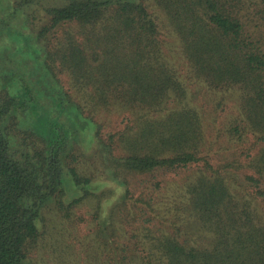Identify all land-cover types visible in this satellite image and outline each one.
I'll return each instance as SVG.
<instances>
[{
	"label": "trees",
	"instance_id": "obj_1",
	"mask_svg": "<svg viewBox=\"0 0 264 264\" xmlns=\"http://www.w3.org/2000/svg\"><path fill=\"white\" fill-rule=\"evenodd\" d=\"M40 1L0 0V36L40 45L55 83L56 69L67 73L73 95L51 101L56 108L66 101L73 112L53 113L68 119L63 130L42 114L47 107L25 81L19 95L0 87V264H32L46 207L67 208L58 202L64 175L80 192L68 207L89 197L108 201L98 194L105 183L65 167L67 133L87 123L96 128L93 158L122 187L118 202L130 199L122 173L155 177L158 189L161 172L174 180L192 173L163 206L146 193L131 199L125 219L135 221L141 243L119 264H264V0H58L43 8L46 21L32 35L16 30L30 29L28 11ZM162 30L178 40L170 50L182 66L166 60ZM192 82L237 94L232 124L215 129L226 140L225 161L213 150L205 114L187 101ZM111 114L122 116V128L101 138ZM41 122L49 125L45 135Z\"/></svg>",
	"mask_w": 264,
	"mask_h": 264
},
{
	"label": "rangeland",
	"instance_id": "obj_2",
	"mask_svg": "<svg viewBox=\"0 0 264 264\" xmlns=\"http://www.w3.org/2000/svg\"><path fill=\"white\" fill-rule=\"evenodd\" d=\"M59 5H61V2L58 0H41L28 11L30 14V24L28 25L30 29H22L17 26L16 30L22 31L24 35H32L46 21L43 8ZM153 11L157 16H160L161 20L164 18L163 13L159 10L153 9ZM16 24L17 21H14V26ZM160 40L166 60L172 65L182 66L181 63L183 62L178 51L176 49L170 50V48H175L179 44L174 34H171V30L168 32L162 30ZM34 44L32 40L27 44H19L0 36V87H5L12 94L19 95L21 91L19 89L22 88L25 81L33 93L37 94L36 97L40 99L38 104L47 107L42 109V114L47 113V117L51 122L57 123L59 128L66 130L68 119L65 115L57 120L53 113L60 111L62 108L66 113H72L73 106L63 101L61 107L56 108L57 106L51 99L52 97L61 99L64 91L73 95V90L68 83L69 77L66 72L60 73L56 69L54 73L59 84L48 79L44 65V53L39 52L40 45H37L39 50H36L33 47ZM203 86L192 82L189 85L190 94L187 101L196 107L199 112L205 114L210 142L214 144L213 150L221 151L219 157L221 156L220 159L225 161L229 158L228 152L224 150L226 140L224 138L216 139L215 129L222 128L224 130L229 127L231 121L237 116L238 104L235 102L237 94L232 91L212 92L204 84ZM50 102H53V104ZM121 119L122 116L109 115L108 123L104 121L100 137L102 138L106 134L121 129L122 126L118 127ZM33 125L34 123L30 125V129L34 130L36 127H33ZM48 126H43V122H41L40 129L42 128V130L40 133L42 135L47 134ZM95 131L96 128L93 123H87L85 131L76 135L70 133L72 129L68 131V139L69 141L72 140L69 156H75L77 161L75 163L72 160L70 161L68 156L65 159V167H74L81 176L90 177L93 182L92 185L98 182L105 183L104 186H99L98 194H102V198H107L108 201L99 203L96 198L89 197L75 206L68 207L71 199L76 198L80 192L73 186L71 178L64 175L63 189L65 196L62 199L59 198L58 202L63 203L67 208L59 211L56 203L46 207L43 223L41 224L42 237L30 254L32 264H119L125 254L128 255V258L130 256L131 259L132 256H136L134 251L141 243V239L138 236V226L135 221L132 219L127 224L125 219L128 206L131 207L132 201L142 193L153 197L154 202L160 201L163 206L167 203L168 198H173V194L181 189V183L192 176L190 172H177L178 176H182L177 178L178 180H174L172 179L173 173L161 172L156 177L161 182L158 189L156 188L155 177L149 175H128L125 177L122 173L119 178H121L120 180L125 179V182L128 183L130 199L127 200L126 204L121 203V201L118 202L117 199L122 194V187H119L116 182L110 179L104 162L92 156L97 147ZM98 204L100 209H98ZM105 219L107 223L102 226ZM187 226L189 228L188 232H190L189 236L193 239L197 238L195 226L192 224Z\"/></svg>",
	"mask_w": 264,
	"mask_h": 264
}]
</instances>
